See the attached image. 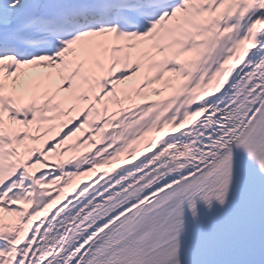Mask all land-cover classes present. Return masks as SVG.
<instances>
[{"label": "snow or ice", "instance_id": "obj_1", "mask_svg": "<svg viewBox=\"0 0 264 264\" xmlns=\"http://www.w3.org/2000/svg\"><path fill=\"white\" fill-rule=\"evenodd\" d=\"M0 264H264V0H0Z\"/></svg>", "mask_w": 264, "mask_h": 264}]
</instances>
